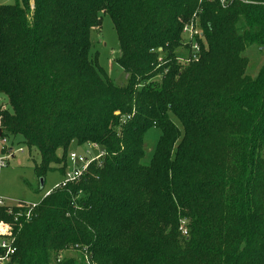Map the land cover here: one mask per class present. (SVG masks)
<instances>
[{"label": "trees", "instance_id": "1", "mask_svg": "<svg viewBox=\"0 0 264 264\" xmlns=\"http://www.w3.org/2000/svg\"><path fill=\"white\" fill-rule=\"evenodd\" d=\"M104 14L121 85L91 53ZM195 17L205 43L183 65V28ZM253 46L264 48V0L0 4L4 134L37 149L43 182L53 162L64 172L73 140L106 152L29 220L0 206L17 247L8 264H76L57 261L76 245L91 264H264V62L248 73Z\"/></svg>", "mask_w": 264, "mask_h": 264}, {"label": "rangeland", "instance_id": "2", "mask_svg": "<svg viewBox=\"0 0 264 264\" xmlns=\"http://www.w3.org/2000/svg\"><path fill=\"white\" fill-rule=\"evenodd\" d=\"M23 0H0V4H14ZM33 7V3L31 5ZM92 55L97 54L98 64L108 73V75L117 84L121 85L127 81V73L117 63L120 55V45L117 32L113 22L108 14L102 16V23L99 28L91 30ZM250 63L248 73H255L264 62V48L257 46L250 47L246 51ZM8 102L7 96L0 92V107ZM118 113V112H117ZM159 137V132L151 128L146 134V152L151 157ZM18 147L22 152L16 153L15 157L8 160L7 165L0 171V195L5 198V203L13 205L16 201L38 202L42 199L44 193L53 189L62 179V165L51 163L46 174H44V183L41 184V178L36 170V164L40 163V155L35 147L29 148L21 136L15 137ZM78 150L84 152L85 146L79 145L73 140L69 145L67 152ZM63 149L57 150L58 156H62ZM149 157V158H150ZM83 255L79 251L69 248L63 253V258L78 259L76 264H83Z\"/></svg>", "mask_w": 264, "mask_h": 264}, {"label": "built area", "instance_id": "3", "mask_svg": "<svg viewBox=\"0 0 264 264\" xmlns=\"http://www.w3.org/2000/svg\"><path fill=\"white\" fill-rule=\"evenodd\" d=\"M220 2L224 5L227 0H220ZM183 39V45L178 50V55L176 57L177 61L183 65L198 62L201 59L202 54L201 43H205V39L197 17L184 24ZM18 146L19 144L12 140L10 136L5 135L2 129V134H0V171L7 165L10 158L15 157L16 153L23 151V149ZM83 146H85L84 152L71 150L67 153L61 181L53 189L44 193L40 201H16L15 204L8 205L5 203V198L0 195V206L8 207V212H13V209H17L14 215V221L19 224L22 223L20 222L21 218L25 221L29 220L34 215L42 200L55 189L67 187L69 184L80 181L94 164L101 166L102 160L106 155L105 150L94 142L83 144ZM75 198L77 199L78 196H75L74 199ZM78 247L79 246L76 245V247L71 248L81 253L82 251H80V248ZM16 250L17 247L15 244V235L13 234L12 224L6 221H0V264H8L12 260ZM63 253H65V250H62L58 254V262H61L64 259ZM83 253V261H85L83 264H91L88 252L84 250Z\"/></svg>", "mask_w": 264, "mask_h": 264}, {"label": "water", "instance_id": "4", "mask_svg": "<svg viewBox=\"0 0 264 264\" xmlns=\"http://www.w3.org/2000/svg\"><path fill=\"white\" fill-rule=\"evenodd\" d=\"M0 134H2V129L0 128ZM43 178L41 179V184H43Z\"/></svg>", "mask_w": 264, "mask_h": 264}]
</instances>
